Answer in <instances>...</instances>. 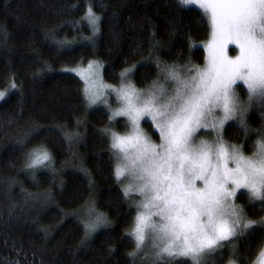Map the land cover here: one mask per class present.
Listing matches in <instances>:
<instances>
[{
  "label": "trees",
  "instance_id": "1",
  "mask_svg": "<svg viewBox=\"0 0 264 264\" xmlns=\"http://www.w3.org/2000/svg\"><path fill=\"white\" fill-rule=\"evenodd\" d=\"M89 6L100 17L95 35L84 19ZM209 36L206 14L179 0H0V90L8 91L0 100V264H193L129 255L136 210L115 178L103 131L124 132V119L112 126L106 108L88 106L82 81L64 68L96 60L104 81L117 85L120 73L136 65L129 78L146 88L157 79L156 57L196 66L205 58L200 43ZM263 123L258 111L249 114L250 129ZM225 127L226 141L253 150L256 131L246 139L239 126ZM61 128L73 135L71 148ZM147 131L158 140L149 124ZM26 136L22 147L18 141ZM40 146L51 153V167L25 170L26 154ZM237 202L247 219H263V202L250 201L245 192ZM90 206L93 219L102 214L107 223L86 237ZM235 246L202 264H252L264 246V226L237 237Z\"/></svg>",
  "mask_w": 264,
  "mask_h": 264
},
{
  "label": "snow or ice",
  "instance_id": "2",
  "mask_svg": "<svg viewBox=\"0 0 264 264\" xmlns=\"http://www.w3.org/2000/svg\"><path fill=\"white\" fill-rule=\"evenodd\" d=\"M179 2L198 4L207 16L210 38L204 45L203 67L169 65L156 57L157 79L144 89H137L128 79L136 65L120 73L118 87L102 82L101 65L95 62L76 75L84 81L88 106L103 104L111 112L110 123L126 117L125 127L130 128L123 135L110 127L103 130L110 137L117 182L129 180L122 188L125 200L138 197L134 226L128 233L136 250L129 255L135 257L151 240L157 260L188 257L193 264H202L207 253L224 247L223 242L245 236L255 225L264 226V219H247L235 203L241 189L247 190L250 201L264 202V129L252 130L247 124L253 106L264 108V0ZM84 19L95 35L100 17L91 6ZM158 45H153L149 60ZM237 49L236 55H230ZM241 84L247 101L237 91ZM111 94L119 104L116 109L109 102ZM4 95L0 93V98ZM145 120L158 132L159 143L142 129ZM229 121L238 123L246 139L256 131L259 139L251 155H244L243 146L224 139ZM202 129L211 139L197 138ZM59 132L71 148L73 135L63 128ZM26 139L18 143L23 147ZM26 159L24 168L32 172L52 164L44 146L28 152ZM94 212L90 206L89 215ZM106 223L102 214L95 215L84 224L86 237ZM235 249L233 244L231 250ZM252 264H264V246Z\"/></svg>",
  "mask_w": 264,
  "mask_h": 264
},
{
  "label": "rangeland",
  "instance_id": "3",
  "mask_svg": "<svg viewBox=\"0 0 264 264\" xmlns=\"http://www.w3.org/2000/svg\"><path fill=\"white\" fill-rule=\"evenodd\" d=\"M190 6H194V7H196V8H199V9H201L200 7H199V5L198 4H189ZM203 12H204V10L203 9H201ZM209 38H210V36H209ZM209 38L208 39H206L205 41H203L202 43H200V45L204 48V45L207 43V41L209 40ZM229 48H235V45H229ZM204 51H205V48H204ZM238 53V49L235 51V52H230V55H236ZM206 55H207V53H206V51H205V57H206ZM90 62H95V63H97V64H99V65H101V63L99 62V61H96V60H90V61H87L86 63H84V64H78V65H76L75 67H72V68H64V71H67L68 69H72V70H74V71H67V72H71V73H74L75 75H76V71L77 70H81V69H87L88 68V65H89V63ZM204 64H205V58H204V61H203V63H201V64H198V65H196V66H200V67H203L204 66ZM76 76H78V75H76ZM79 78H80V76H78ZM100 78H101V80H102V82L105 84V85H111V86H116V87H118L119 86V84H117V85H112V84H109V83H107V82H105L104 81V79H103V76H102V66L100 67ZM128 79L130 80V78L128 77ZM80 80H81V78H80ZM82 81V83H83V89H84V87H85V84H84V81L83 80H81ZM131 81V80H130ZM239 83V82H238ZM152 84V83H151ZM137 88V87H136ZM137 89H139V88H137ZM141 89H144V88H141ZM237 91H238V93H239V95H240V99L242 100V101H247V99H248V96H247V91H246V88H244L243 87V85L241 84L240 85V87L237 89ZM0 93H4L5 95L3 96V98H5L6 96H7V94H8V91L7 90H4V89H1L0 90ZM3 98H0V100H2ZM108 99H109V102H110V104H111V106H112V108L113 109H116L117 107H119V104L117 103V101H116V97H115V95L114 94H111V95H109L108 96ZM87 101V100H86ZM88 103V102H87ZM93 106H101V107H104V108H106L103 104H97V105H93ZM107 109V111L109 112V115H111V112L108 110V108H106ZM254 111H258L260 114H261V117H263L264 116V108H261L258 104L257 105H255V106H253L250 110H249V113H248V116H249V114L250 113H252V112H254ZM248 116H247V124H248ZM118 118H120V117H117L116 118V120L118 119ZM123 119H124V122H126V120H127V118L126 117H122ZM115 120V121H116ZM115 121H113V122H111V125L112 126H114V122ZM231 123H233V124H235V125H237V126H239L238 125V123L236 122V121H229V122H227L226 123V125H228V124H231ZM148 124L149 125H151V121L150 120H145V121H142L141 122V127H142V129L148 134V136L152 139V141L153 142H155V143H159V134H158V132H156L153 128H152V130H154L155 132H156V134L158 135V140H156V139H154L151 135H150V133L147 131V126H148ZM225 125V126H226ZM111 126V127H112ZM152 127V126H151ZM248 127H249V124H248ZM226 128V127H225ZM250 128V127H249ZM261 129H264V123L261 125V128L259 129V130H261ZM112 130H113V128H112ZM113 131H115V130H113ZM128 131H130V128H127L124 132H119L120 134H125L126 132H128ZM207 130H200V132H199V134H198V139H211V137H209V136H207V135H205V132H206ZM224 135H225V133H224ZM224 139H225V137H224ZM257 139H259V138H257ZM257 139H255V141L257 140ZM226 140V139H225ZM255 141L253 142V143H255ZM228 142V141H227ZM229 144H235V145H241V144H238V143H231V142H228ZM242 146V145H241ZM254 151V148H253V150L250 152V153H245L244 151H243V153H244V155H246V156H248V155H251L252 154V152ZM114 161H115V159H114ZM115 166V165H114ZM129 182V180L128 179H123V183H120L121 184V188H123V186L124 185H126L127 183ZM241 192H245V193H247V190H245V189H241V190H239V192H238V194L239 193H241ZM247 195H248V193H247ZM249 196V195H248ZM136 199H138V197H136L135 195H133V203H134V201L136 200ZM261 202V201H260ZM235 203L237 204V205H240L238 202H237V198H236V200H235ZM264 203V202H263ZM135 210H136V208H135ZM87 214L85 213V216H86ZM91 216V215H90ZM87 216L86 218H91L90 220H92L93 218H94V215H93V217L91 216ZM135 216H136V212H135ZM85 218V219H86ZM135 218V217H134ZM263 219H264V216H263ZM89 220V221H90ZM85 222H84V224H86V223H88L89 221H86V220H84ZM134 226V221H133V224H132V227ZM132 229V228H131ZM235 240H236V238H233L231 241H226V242H223L224 243V248H228L229 249V251H232L231 250V246L234 244L235 245ZM135 241V240H134ZM223 248V247H222ZM222 248H219V249H217L215 252H218V251H220V250H222ZM136 250V246H135V249H134V251ZM215 252H211V253H207L203 258H202V262L206 259V258H208L209 256H211V255H213ZM137 256L138 257H140V259L141 260H147V261H150V262H157V261H164V260H168L169 258L168 257H164L163 259H160V260H157L156 259V257H155V250L152 248V242H151V240H149L147 243H146V245L143 247V249L142 250H140L138 253H137ZM179 258H186V259H189L190 261H192L190 258H188V257H179ZM193 262V261H192ZM227 264H229V262L227 263Z\"/></svg>",
  "mask_w": 264,
  "mask_h": 264
}]
</instances>
